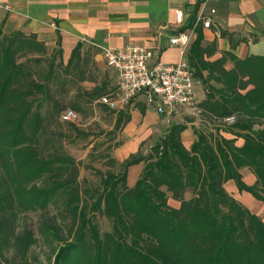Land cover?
Wrapping results in <instances>:
<instances>
[{
  "label": "trees",
  "instance_id": "16d2710c",
  "mask_svg": "<svg viewBox=\"0 0 264 264\" xmlns=\"http://www.w3.org/2000/svg\"><path fill=\"white\" fill-rule=\"evenodd\" d=\"M196 34L191 65L198 76L201 68L218 72L222 84L201 103L204 126L230 130L194 128L196 140L186 149L181 133L191 120L174 121L149 154L111 158L117 170L97 172L100 184L82 189L80 168L63 153L59 129L65 111H82L79 99L93 105L113 90L107 74L101 81L90 75L97 51L78 43L63 63L59 42L50 50L35 34H5L0 27V264H37L29 255L36 239L28 212L39 213L40 233L57 242L53 264H264V220L224 187L233 180L239 193L264 204V56L224 52L206 63L199 28ZM221 35L236 48L233 34ZM225 57L233 70L223 68ZM84 82L95 85L79 87L76 101L62 103L70 85ZM127 107L117 113L114 131L130 121ZM135 108L147 109L141 101ZM228 116L236 122L224 124ZM68 125L75 129L74 122ZM138 163L143 169L129 187L127 171ZM242 168L252 172L254 185L242 179ZM98 214L110 222V232L100 231Z\"/></svg>",
  "mask_w": 264,
  "mask_h": 264
},
{
  "label": "crops",
  "instance_id": "0c3cea01",
  "mask_svg": "<svg viewBox=\"0 0 264 264\" xmlns=\"http://www.w3.org/2000/svg\"><path fill=\"white\" fill-rule=\"evenodd\" d=\"M178 10L184 15L182 26L176 24ZM201 17L211 20L208 29L203 28L202 22L194 28ZM0 27L5 34L18 31L25 35L35 34L50 50L56 48L59 42L64 63L76 45L81 43L84 50L92 48L97 51L94 60L100 67L104 62L96 46L120 48L139 45L152 49L162 63L176 64L180 49L170 46L169 38L182 31L191 34L187 54L190 63L191 46L197 38L196 28L203 36L201 48L207 53L202 59L206 63L219 60L224 52H231L240 59L251 55L264 56V0H0ZM222 31L233 34L234 40L239 41L235 49L230 47L228 38L221 35ZM191 67L198 88L206 92V97L211 90L222 88L217 81L220 78L218 72L209 73L210 70L199 67L198 76L195 67ZM223 68L231 71L234 63L225 57ZM130 116V121L121 130L120 145L112 152V158L118 162L138 151L149 154L148 149L162 138L169 127L154 108H147L142 114L134 107ZM194 128L200 127L196 121H189L181 133L186 149L196 140ZM210 131L215 132L213 129ZM219 134L234 138L226 132L220 131ZM242 144V138L235 142L237 147ZM142 169V163L130 166L126 176L129 187L135 185ZM240 173L247 185H254L256 178L248 168H242ZM224 187L240 202L233 180L227 181ZM244 197L245 204L253 206L257 202L251 195L245 194ZM169 204L173 207L179 205L171 198Z\"/></svg>",
  "mask_w": 264,
  "mask_h": 264
},
{
  "label": "built area",
  "instance_id": "2783aa9c",
  "mask_svg": "<svg viewBox=\"0 0 264 264\" xmlns=\"http://www.w3.org/2000/svg\"><path fill=\"white\" fill-rule=\"evenodd\" d=\"M214 11L212 10V13ZM183 12L175 14L177 26L184 23ZM198 22L208 29L211 20L198 18ZM191 34L178 32L169 38V45L180 49V58L176 64L162 63L152 49L139 45H125L120 48L96 46L104 65L115 75L113 90L98 102L108 109L122 111L134 101L154 108L164 122L170 125L174 121L187 118L193 122H202L206 111L201 107L206 92L198 88L194 71L188 62V47ZM76 113L67 110L61 116L62 122H74ZM223 123L232 125L234 116L225 117Z\"/></svg>",
  "mask_w": 264,
  "mask_h": 264
},
{
  "label": "rangeland",
  "instance_id": "374dc122",
  "mask_svg": "<svg viewBox=\"0 0 264 264\" xmlns=\"http://www.w3.org/2000/svg\"><path fill=\"white\" fill-rule=\"evenodd\" d=\"M103 67L97 65L96 70L92 66L90 75L95 77L96 80L101 81L105 74H107L108 79L110 80V85L114 87L116 80H114L112 71L108 68L104 69ZM94 85V82H84L77 86L70 85L68 91L63 92L60 95V99L62 103L68 106L71 102L77 100L79 96L78 92L80 91L79 87L90 90ZM79 101L82 104V111L78 113V116L74 121L75 129L71 128L67 121H60L62 128L59 129V133L62 136L60 138L62 151L73 157L78 164V167L80 168L78 182L81 184L82 189L95 188V186L100 184V175L97 172L106 173L109 170H117V167L111 165L109 160L113 157L112 152L114 146L121 142V138H119L121 131H114V122L119 111H112V109L108 108L105 109L98 102H94L93 105H86L83 100L79 99ZM135 103L136 101L128 105L127 108H129V111L134 109ZM146 108L149 107L146 106ZM197 124L199 125L200 130L202 129L207 132H209L210 129L214 130L215 128L224 131L230 130L227 125L221 126L218 125V123H213V125L212 122H210L208 126L205 124L206 127L204 126V120L202 122H197ZM255 128H258V126ZM149 151L150 149H148V153ZM245 194L250 195L244 191L238 194L240 202L243 200V205H245L252 214L257 215L264 220V204L258 200H256L257 202L253 206L245 204ZM189 196L190 195L187 194V197ZM51 213H55V211L51 209ZM26 218L27 225L32 230L36 239V243L31 247L29 255L36 258L37 264H53L57 242L49 238H44L40 233L38 228V212H28ZM96 222L102 233L110 232L112 226L106 218L98 214ZM6 256L8 257V253Z\"/></svg>",
  "mask_w": 264,
  "mask_h": 264
}]
</instances>
